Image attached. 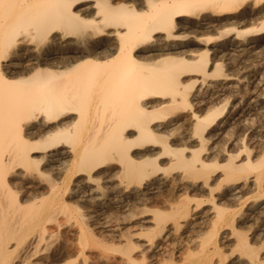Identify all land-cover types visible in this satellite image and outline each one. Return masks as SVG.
<instances>
[{
	"label": "bare ground",
	"instance_id": "1",
	"mask_svg": "<svg viewBox=\"0 0 264 264\" xmlns=\"http://www.w3.org/2000/svg\"><path fill=\"white\" fill-rule=\"evenodd\" d=\"M263 108L264 0H0V264H264Z\"/></svg>",
	"mask_w": 264,
	"mask_h": 264
},
{
	"label": "rangeland",
	"instance_id": "2",
	"mask_svg": "<svg viewBox=\"0 0 264 264\" xmlns=\"http://www.w3.org/2000/svg\"><path fill=\"white\" fill-rule=\"evenodd\" d=\"M261 62H263V59H261V60H257V62L256 61H254V63L255 64H258V63H261ZM264 109V108H263ZM254 117H256V116H254ZM258 119V120H257ZM264 118H262L261 116L259 117V115L256 117V119H254V126L255 127H257V129L260 131L259 133L260 134H257L256 133V135H258V136H260L259 137V139L260 138H262V139H260V142H256V145L253 147L254 149V151H255V153L257 152L258 153V156L261 154V153H263L264 152ZM260 125V126H259ZM262 126V127H261ZM259 127V128H258ZM239 133V132H238ZM219 142H221V143H219ZM224 142V143H223ZM217 144H215L216 146L217 145H219L220 147H224V148H226L227 150H232V151H234L235 150V147H234V149H233V147H231V145L228 143V137H225V138H221L220 140L218 139V141L216 142ZM221 144V145H220ZM225 144V145H224ZM218 146V147H219ZM253 145H251V147H252ZM257 150V151H256ZM168 189V190H167ZM167 190V191H166ZM170 191V192H169ZM163 193H162V196H165V197H169V194H171L172 192H173V189H172V186L170 187V185L169 186H167V187H165L164 189H163V191H162ZM179 194H182V193H179ZM253 194V193H252ZM249 195H251V194H249ZM198 197V196H197ZM219 203H220V201H219ZM229 204V203H228ZM228 204H226V207L227 208H229L230 210H235L236 209V207L233 205V207H232V205L230 204V205H228ZM206 206V207H205ZM209 207V205H204V207L203 208H208ZM235 219H238V216L237 215H235V217H234ZM258 221V220H257ZM250 223H252V222H250ZM249 223V224H250ZM248 224V225H249ZM260 222H257V225L256 226H260ZM252 226H254V225H252ZM63 228H65L66 230H63ZM204 228V229H203ZM208 228V224H206V225H203V227H202V229H201V231L202 232H204V231H206V229ZM222 229H224L225 231L224 232H228V231H226V230H228V228H226V227H223ZM68 230V231H67ZM74 230V231H73ZM75 228L74 227H72V228H69V226L67 227V226H63V227H61L60 228V231L58 232V234H59V236H60V238H62V237H65L66 235V238L68 237L69 239H71V234H73L74 232H75ZM204 230V231H203ZM245 230V229H244ZM246 230H248V229H246ZM249 230H251V229H249ZM248 230V233L250 232ZM65 231H67V232H65ZM69 231H71L70 233H69ZM61 233V234H60ZM64 233H67V234H64ZM68 233L70 234V236L68 235ZM193 234V235H192ZM173 237H172V236ZM195 236V233L192 231V233H190V235H188V236ZM170 236H171V238H170ZM170 236H169V238L170 239H168V241L166 242V244L168 243L169 244V246H168V244H167V246H166V248H168V250H170V251H172V250H176V246L179 248V245H181V247H182V244L180 243V239H179V233H175V232H172V234H170ZM59 240V239H58ZM174 240H175V242H174ZM196 240H197V238H196ZM169 242H171V243H169ZM232 242H233V239H230V241L229 242H226L225 244H224V246H222V248H221V251H222V254H224L225 256H227V257H224V258H221L220 259V264H228L229 263V261L231 260V256L229 255L230 254V248H231V244H232ZM173 244V245H172ZM226 246H227V248H226ZM173 247V248H172ZM175 247V248H174ZM167 249H166V251H168ZM224 250V251H223ZM226 250V251H225ZM107 252V253H106ZM106 252H103V255H104V257H106L107 255L110 257H112L113 255L115 256L116 254L114 253H112V252H108V251H106ZM181 252V251H180ZM92 253H94L95 254V256H97V258L99 257V254L97 253V251H94L93 250V252ZM166 255H168V253H169V251H168V253L167 252H164ZM163 253V255H165ZM228 254V255H227ZM106 255V256H105ZM137 256V254L136 255H134V257H136ZM176 257L174 258V262L176 263V264H181V260H180V255H178V254H176L175 255ZM103 257V258H104ZM159 257H161V256H157L156 258H155V260L153 261L152 260V262H149L148 264H162V259L161 258H159ZM178 257V258H177ZM226 258V259H225ZM160 259V260H159ZM177 259V260H176ZM107 260H106V258H104L103 259V261H102V263H104V264H110V263H108L109 261H107V263H105ZM157 261V262H156ZM213 261L215 262H217V261H219L217 258H216V260H215V257H214V259H213ZM90 264V263H89ZM91 264H97V261H95L94 260V262L93 263H91Z\"/></svg>",
	"mask_w": 264,
	"mask_h": 264
}]
</instances>
